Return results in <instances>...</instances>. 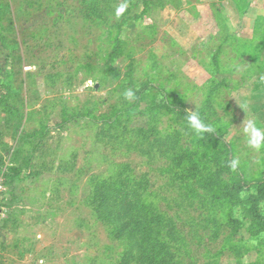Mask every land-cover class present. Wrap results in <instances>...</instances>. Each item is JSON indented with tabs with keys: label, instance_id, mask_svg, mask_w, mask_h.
I'll return each mask as SVG.
<instances>
[{
	"label": "rangeland",
	"instance_id": "374dc122",
	"mask_svg": "<svg viewBox=\"0 0 264 264\" xmlns=\"http://www.w3.org/2000/svg\"><path fill=\"white\" fill-rule=\"evenodd\" d=\"M225 15L216 0H0V264H264L250 214L264 148L243 133L248 120L264 127L247 84L264 55H249L235 9ZM194 112L212 132L190 127ZM170 165L200 188L215 229L199 202L181 216L165 206L158 170ZM116 173L157 206L140 228L176 231L148 256L136 240L132 258L91 207L92 187ZM230 181L245 190L228 194Z\"/></svg>",
	"mask_w": 264,
	"mask_h": 264
},
{
	"label": "trees",
	"instance_id": "16d2710c",
	"mask_svg": "<svg viewBox=\"0 0 264 264\" xmlns=\"http://www.w3.org/2000/svg\"><path fill=\"white\" fill-rule=\"evenodd\" d=\"M246 50L249 52L250 49L246 48ZM249 55L254 56L256 54L249 53ZM175 167L170 165L169 167H159L158 170L161 175L165 174L169 176L164 180L163 188L165 190L172 191V194L167 196V203L165 206L167 208L173 209L176 211L175 213L178 216H181L183 209L189 207L191 209L196 207L197 202H199V207L196 208L201 210L200 216H203L201 221L207 222L205 227L209 228V226H213L215 229L216 219L214 215V209L211 206H209L211 209H209V207L206 209L207 204L205 201H202L200 188L194 186L195 182L192 179L191 183H189V179H181L183 175L186 174L188 176L189 173H184L183 170H179ZM12 171L17 170H8V172L13 176L18 175L19 171L15 173H12ZM258 181V186L255 192L252 193V197L253 200H255V204H257L258 200L261 201L262 209L259 211L261 213H250L252 216L253 214L256 215L253 216L254 218L252 220L253 222L251 232L252 235L257 238L264 232V215L262 216V211L264 210V174ZM230 182L231 185L229 186L230 191H228V194H234L232 193L233 191L239 192L245 188V184H243L242 181L233 184L232 181ZM142 187L143 185L141 181L122 175V173H116L113 176L107 178L105 181L101 180L99 185H94L90 193L91 207H95L99 210L97 213V218L103 221V223H105L108 228L110 227V233L112 235L118 236L119 234H124L122 239L131 243V255L134 256L132 257L134 259L138 258L136 248L134 247L137 245L136 240L144 241V252L148 256L152 254L153 250H156V244L159 243L158 237L160 234L163 235V238H170L176 234V231L173 229H166V231L162 232V228H154L149 224H147L143 229L140 228V223L145 221L150 222L153 220L152 216L150 215L151 209L158 211L154 201H148L149 198H145L143 196ZM104 188L106 190H104ZM136 208H138L139 212L134 214L133 211ZM145 208L149 209V211H146ZM205 209L208 212L207 215L204 213ZM141 211L142 215H144V218L138 220L137 218ZM162 211L165 212V210ZM124 212L129 213V215L118 220V215ZM124 232H126V234ZM216 234H214L211 238H215L217 236ZM170 261L174 263V258L172 255Z\"/></svg>",
	"mask_w": 264,
	"mask_h": 264
},
{
	"label": "crops",
	"instance_id": "0c3cea01",
	"mask_svg": "<svg viewBox=\"0 0 264 264\" xmlns=\"http://www.w3.org/2000/svg\"><path fill=\"white\" fill-rule=\"evenodd\" d=\"M216 1L222 7L223 16L227 17V15H225L226 11L228 7H232L235 9L237 14L242 17L244 24H247L246 29L248 34L246 39L248 38L251 42L248 43V45H250L249 53L256 54L258 58H261L264 55V0ZM260 66H262L261 70L263 72L259 73L258 76H252L247 84L248 87H253V90L256 91L255 93L260 96V100H264V57L261 58V61L259 62V67ZM253 68L254 67H251V69ZM253 96L251 95L250 99L252 98V100H255V97ZM261 107L264 108V105Z\"/></svg>",
	"mask_w": 264,
	"mask_h": 264
},
{
	"label": "clouds",
	"instance_id": "9594fccd",
	"mask_svg": "<svg viewBox=\"0 0 264 264\" xmlns=\"http://www.w3.org/2000/svg\"><path fill=\"white\" fill-rule=\"evenodd\" d=\"M128 5L127 3H121L115 10V16L117 19H119L127 10ZM88 85L94 87V85L96 84L94 81L89 80ZM124 98L126 100H134L135 97V93L132 90H127L124 93ZM188 122L190 127L197 133V134H203L206 132H212L213 128L208 125L205 124L198 113H193L191 115L188 116ZM243 133L245 134L247 143L250 147L254 148V149H261L264 148V127L258 126L257 123L253 120H248L243 127ZM238 160L233 159L230 162V167L232 168H236L238 165Z\"/></svg>",
	"mask_w": 264,
	"mask_h": 264
},
{
	"label": "built area",
	"instance_id": "2783aa9c",
	"mask_svg": "<svg viewBox=\"0 0 264 264\" xmlns=\"http://www.w3.org/2000/svg\"><path fill=\"white\" fill-rule=\"evenodd\" d=\"M1 186H2V184H1V182H0V188H1Z\"/></svg>",
	"mask_w": 264,
	"mask_h": 264
}]
</instances>
